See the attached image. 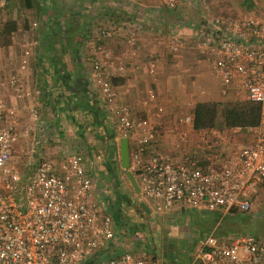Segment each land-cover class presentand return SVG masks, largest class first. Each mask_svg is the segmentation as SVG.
Listing matches in <instances>:
<instances>
[{
  "label": "built area",
  "instance_id": "obj_1",
  "mask_svg": "<svg viewBox=\"0 0 264 264\" xmlns=\"http://www.w3.org/2000/svg\"><path fill=\"white\" fill-rule=\"evenodd\" d=\"M168 3L173 5L174 0ZM204 27L197 52L208 57L225 87L233 86L260 106L259 123L248 128L251 141L227 154L209 143L210 151L175 161L157 145L154 122L118 101L104 60L94 58L90 68L117 137L128 139V168L140 194L159 215L186 209L249 211L264 205V15L215 14ZM183 43L184 38L175 34L169 48L177 51ZM31 54L32 40H26L18 70L0 75V264H165L122 247L113 216L98 199L80 151H68L58 161L41 154L32 166L14 157L16 144L30 129L21 126L20 112L7 104L4 93L11 91L18 98L32 95L21 77ZM145 66L149 72L155 70L154 61ZM191 118L184 115L185 120ZM194 260L264 264V239L253 233L220 238L211 231Z\"/></svg>",
  "mask_w": 264,
  "mask_h": 264
},
{
  "label": "crops",
  "instance_id": "obj_2",
  "mask_svg": "<svg viewBox=\"0 0 264 264\" xmlns=\"http://www.w3.org/2000/svg\"><path fill=\"white\" fill-rule=\"evenodd\" d=\"M215 14L263 16L264 0H174L173 5L168 0H0L1 19L18 23L7 44L0 40V75L17 69L23 43L32 40L30 64L21 70L32 95L4 93L7 104L20 112L21 126L30 129L16 144L14 157L29 166L41 154L58 161L82 147L87 134L93 144L99 137L117 143L108 106L90 77L96 57L114 78L118 101L154 122L157 145L175 161L213 147L227 154L248 144V129L193 125L196 102L245 98L233 86L225 87L208 57L196 50ZM24 18L27 27L20 26ZM175 34L184 43L171 51ZM149 61L155 62L153 72L145 66ZM186 114L191 120L184 119ZM29 136L31 146L24 141Z\"/></svg>",
  "mask_w": 264,
  "mask_h": 264
},
{
  "label": "rangeland",
  "instance_id": "obj_3",
  "mask_svg": "<svg viewBox=\"0 0 264 264\" xmlns=\"http://www.w3.org/2000/svg\"><path fill=\"white\" fill-rule=\"evenodd\" d=\"M20 21L22 26L23 22ZM2 22L0 17V24ZM24 141L31 146L33 136L25 138ZM77 150L82 154L86 153L85 146L79 145ZM114 158L118 167L120 159L118 142L115 143ZM119 174L122 182L118 189H121L125 198L130 201L129 207L126 208L136 214L133 223L123 222L124 217L116 225L120 234V244L139 257L152 256L165 264H198L194 260V255L211 231L220 238L253 233L264 239V205H255L249 211L186 209L168 216L154 212L146 213L138 208V201L144 199L140 191L133 189L124 174V169H119ZM102 187L98 185L94 187L97 195L102 193Z\"/></svg>",
  "mask_w": 264,
  "mask_h": 264
},
{
  "label": "flooded vegetation",
  "instance_id": "obj_4",
  "mask_svg": "<svg viewBox=\"0 0 264 264\" xmlns=\"http://www.w3.org/2000/svg\"><path fill=\"white\" fill-rule=\"evenodd\" d=\"M86 136L87 137H83L82 146H85L86 153L83 155L85 157L87 169L92 177L93 186L95 187L98 185L102 187L103 185L101 188L102 193L97 195L98 199L112 214L116 225L119 224L124 217L125 219L123 222L127 224L133 223L136 214L134 211L129 212V208H126V206L129 207L130 201L125 198L122 191V193L117 195L118 198H120V203H118V201L116 202V197L114 196L115 192L119 190V184L122 182L119 169H124L121 166L120 159L118 161V167L116 166V159L114 158L115 143L112 142V139L99 137L93 144L90 141L89 134ZM130 160L129 153V163ZM124 174L126 176L125 169ZM102 195H104L105 198ZM141 210L144 211L142 208Z\"/></svg>",
  "mask_w": 264,
  "mask_h": 264
},
{
  "label": "trees",
  "instance_id": "obj_5",
  "mask_svg": "<svg viewBox=\"0 0 264 264\" xmlns=\"http://www.w3.org/2000/svg\"><path fill=\"white\" fill-rule=\"evenodd\" d=\"M29 3V0H26ZM23 26L27 27V19L24 18ZM18 28L15 19L4 20L0 24V40L7 44L11 34ZM114 78H112V81ZM260 106L258 103L246 98L233 100L198 101L193 107V125L195 128H227L236 127L248 129L259 123ZM122 190L115 192L116 202L120 203L119 195ZM138 208L141 207L138 205ZM232 211L236 209H231Z\"/></svg>",
  "mask_w": 264,
  "mask_h": 264
},
{
  "label": "water",
  "instance_id": "obj_6",
  "mask_svg": "<svg viewBox=\"0 0 264 264\" xmlns=\"http://www.w3.org/2000/svg\"><path fill=\"white\" fill-rule=\"evenodd\" d=\"M114 136V133L111 135ZM115 141V139H113ZM119 145V154H120V162L121 166L125 169L126 176L132 185L135 191H139L138 183L132 173V171L128 168L129 167V146H128V139L126 136H121L117 139ZM139 206L146 212L150 213L151 209L147 202L143 199L138 201Z\"/></svg>",
  "mask_w": 264,
  "mask_h": 264
}]
</instances>
